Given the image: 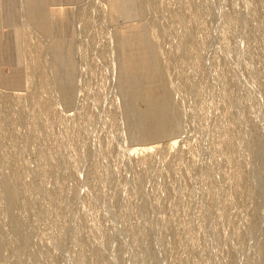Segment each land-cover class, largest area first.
<instances>
[{"label": "rangeland", "instance_id": "obj_1", "mask_svg": "<svg viewBox=\"0 0 264 264\" xmlns=\"http://www.w3.org/2000/svg\"><path fill=\"white\" fill-rule=\"evenodd\" d=\"M0 264H264V0H0Z\"/></svg>", "mask_w": 264, "mask_h": 264}]
</instances>
